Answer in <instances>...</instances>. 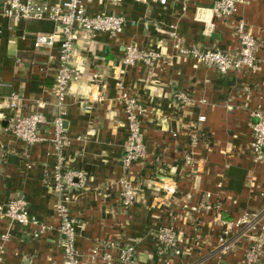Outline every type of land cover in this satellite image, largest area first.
Returning a JSON list of instances; mask_svg holds the SVG:
<instances>
[{"label": "crops", "instance_id": "1", "mask_svg": "<svg viewBox=\"0 0 264 264\" xmlns=\"http://www.w3.org/2000/svg\"><path fill=\"white\" fill-rule=\"evenodd\" d=\"M214 1L168 0L166 6L157 0H120L117 6L87 3L89 13L122 15L126 24L117 37L80 33L71 62L81 77L70 87L63 122L70 141L66 168L86 175L84 188L72 192L77 199L69 204L82 253L88 255L97 242L112 240L135 248L128 264L244 263L247 241L222 259L215 254L221 230L215 217L232 220L264 205V163L250 153L252 114L264 111V0H247L228 20L214 17ZM239 21L260 43L254 72L222 75L180 57L153 69L122 63L129 44L175 56L173 32L185 45L236 54ZM54 31L47 20L0 17V206L25 199L30 214L51 228L35 238L38 227L0 218L2 264H63L53 189L57 153L51 141L52 120L59 111L52 92L59 45L34 48L35 34ZM119 83L147 109L142 125L146 158L127 175L122 161L129 131ZM12 93L20 98L18 110L9 106ZM181 93L188 102L177 98ZM36 112L47 122L39 128L42 140L28 145L12 128L17 117ZM192 133L197 135L194 146ZM189 152L193 167L185 162ZM125 176L139 192L131 208L120 198ZM202 203L213 209L191 210ZM165 226H173L185 240L181 256L159 244L157 234ZM259 264H264V255Z\"/></svg>", "mask_w": 264, "mask_h": 264}, {"label": "built area", "instance_id": "2", "mask_svg": "<svg viewBox=\"0 0 264 264\" xmlns=\"http://www.w3.org/2000/svg\"><path fill=\"white\" fill-rule=\"evenodd\" d=\"M94 0H0V17L7 20H47L55 25L52 33H37L34 36L35 49H52L59 45L58 67L54 75L52 92L55 96L58 115L52 120L54 137L51 140L56 151L53 189L57 195L56 212L59 216L58 233L62 236L63 264H115L131 263L135 256V248L122 246L112 240L97 242L90 254L82 253L77 247V222L70 215L69 204L76 200L72 192L84 188L86 175L82 171L68 170L66 168L65 150L69 146V138L64 128L63 116L66 98L73 83L81 77L80 71L71 65L75 54L76 44L80 33H85L91 38L101 35L117 37L124 31L126 19L118 14L89 13L87 3ZM117 6L120 0H97ZM161 6H166L168 0H157ZM186 4L192 0H183ZM247 0H215L212 13L215 18L228 20L233 17L239 5ZM235 36L239 43L236 54L215 50L199 45H185L180 36L171 34L172 48L175 56H165L157 50H140L137 45L129 44L125 47L122 63L125 67H134L143 64L146 68L153 69L161 63H170L173 57L188 58L198 66L214 68L222 75L247 74L254 72L259 60L257 57L260 43L252 35L244 21H239L235 27ZM120 100L124 104V114L128 126L129 137L122 161L123 169L127 175L131 167L146 158V145L143 137V118L147 112L144 104L136 95L128 92L123 83H119ZM249 91V90H248ZM181 102H188V97L181 93L177 95ZM10 108L19 109L20 98L12 93ZM251 124L252 140L250 153L256 162L264 163V111H255L252 114ZM200 122L206 120L205 116L199 118ZM47 122L42 112L28 116L17 117L12 132L15 137L33 145L42 140L39 134L41 125ZM197 143V135L191 134V145ZM192 153L185 157L188 166H194ZM120 194L121 203L125 208L133 207L139 197V192L134 182L125 176ZM211 197L210 194L207 195ZM264 200V186L261 191ZM208 203L191 207L193 212L212 210ZM218 209V207H217ZM0 218L12 220L20 225L36 226L38 231L34 234L39 238L51 228L39 222L30 214L29 204L25 199H14L0 206ZM215 222L221 226L218 245L215 254L219 259L227 256L240 242L247 241L249 246L243 264H259L264 255V205L258 212L244 213L232 220H225L220 215L215 217ZM159 244L176 256H181L185 248L181 245L184 239L173 226L161 227L157 234ZM0 251V255H3ZM0 264L2 257L0 256Z\"/></svg>", "mask_w": 264, "mask_h": 264}]
</instances>
